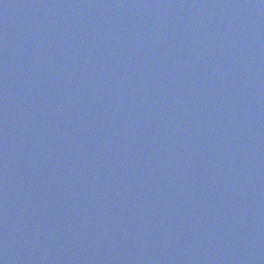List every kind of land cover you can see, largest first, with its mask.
Masks as SVG:
<instances>
[{
    "label": "water",
    "instance_id": "95a60500",
    "mask_svg": "<svg viewBox=\"0 0 264 264\" xmlns=\"http://www.w3.org/2000/svg\"><path fill=\"white\" fill-rule=\"evenodd\" d=\"M0 264H264V0H0Z\"/></svg>",
    "mask_w": 264,
    "mask_h": 264
}]
</instances>
